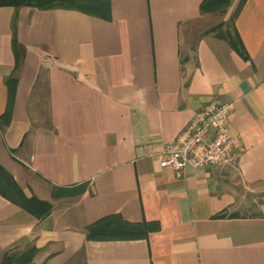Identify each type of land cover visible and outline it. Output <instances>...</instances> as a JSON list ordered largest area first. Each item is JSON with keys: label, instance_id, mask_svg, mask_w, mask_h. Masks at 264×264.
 <instances>
[{"label": "crops", "instance_id": "1", "mask_svg": "<svg viewBox=\"0 0 264 264\" xmlns=\"http://www.w3.org/2000/svg\"><path fill=\"white\" fill-rule=\"evenodd\" d=\"M84 1L0 6V165L50 205L0 194V264L31 246L35 264H264V0ZM213 100L235 102V164L177 176L148 155ZM116 214L147 234L87 237Z\"/></svg>", "mask_w": 264, "mask_h": 264}, {"label": "built area", "instance_id": "2", "mask_svg": "<svg viewBox=\"0 0 264 264\" xmlns=\"http://www.w3.org/2000/svg\"><path fill=\"white\" fill-rule=\"evenodd\" d=\"M234 106V101L205 104L176 139L167 141L159 150H150L151 145H147L148 155L158 158L161 167H171L177 176H184L189 166L201 169L235 164L244 144L230 129L229 114Z\"/></svg>", "mask_w": 264, "mask_h": 264}, {"label": "trees", "instance_id": "3", "mask_svg": "<svg viewBox=\"0 0 264 264\" xmlns=\"http://www.w3.org/2000/svg\"><path fill=\"white\" fill-rule=\"evenodd\" d=\"M231 0H204L201 3L203 12L224 10ZM246 0H240L235 10V16L240 11ZM89 1L84 0H0V6H34L40 9L50 8H76L86 9ZM224 23H219L209 29V31H218L225 35L230 34L228 28L224 30ZM15 29V27H14ZM231 37V35H230ZM232 38V37H231ZM14 49H17V40L13 39ZM19 65V61L17 63ZM16 65V66H17ZM15 77H10L8 82L15 83ZM9 109L5 114L8 117ZM5 120V118H3ZM0 194L12 200L22 207L38 213L37 208L41 205L45 207L44 213L50 209L49 203L38 199L35 196L28 197L23 189L14 180L13 176L0 165ZM149 226L147 223H132L123 220L120 215H110L104 217L87 227V237L90 239H115V238H136L147 234ZM37 249L34 246L29 247L23 252L6 253L2 264H35L33 262Z\"/></svg>", "mask_w": 264, "mask_h": 264}, {"label": "rangeland", "instance_id": "4", "mask_svg": "<svg viewBox=\"0 0 264 264\" xmlns=\"http://www.w3.org/2000/svg\"><path fill=\"white\" fill-rule=\"evenodd\" d=\"M211 19H212L211 20V23H213V24L218 23V22L223 21V20L227 22L228 19H229V15H224V14L216 13V14H214L212 16Z\"/></svg>", "mask_w": 264, "mask_h": 264}]
</instances>
